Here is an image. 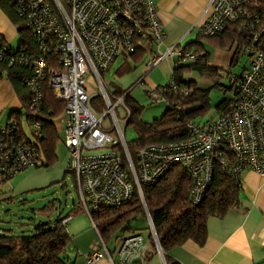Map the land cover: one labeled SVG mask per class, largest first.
Instances as JSON below:
<instances>
[{
  "label": "built area",
  "instance_id": "obj_1",
  "mask_svg": "<svg viewBox=\"0 0 264 264\" xmlns=\"http://www.w3.org/2000/svg\"><path fill=\"white\" fill-rule=\"evenodd\" d=\"M7 1L30 34L36 51L24 47L9 51L0 39V60L31 69V76L25 80L31 111L39 109L45 84L55 100L64 105L62 135L68 151L65 173L72 176L79 204L96 234L85 257L86 264L101 260L109 264L145 263L147 246L141 234L124 236L113 253L91 217L102 206L129 204L135 193L143 205L156 250L162 254L142 188L157 183L174 166H182L188 173L194 204L201 203L209 191L214 165L234 180H239L245 171L264 177V16L249 12L246 7L264 0L209 1L210 14L198 27L199 36L216 37L229 24H236L243 41L238 50L248 55L249 67L241 75L232 74L230 69L224 72L228 87L221 91L228 98L221 109H215L217 118L188 122L187 140L146 146L137 152L135 162L116 114L120 109L122 122L128 126L131 112L125 97L129 91L114 97L104 74L119 56H132L145 43L153 48L148 51L150 58L141 83L163 61H171L172 74L180 63L197 58L195 53L179 46L160 51L166 32L154 0ZM88 76L97 92L94 95L88 91ZM176 94L187 96L189 90L172 77L166 86L146 90L151 104L166 102L167 97ZM93 96L105 106L103 115L93 109ZM21 128L13 117L0 125V182L11 181L17 174L36 167L38 153L22 138ZM40 130L39 122L31 124L32 135L42 136Z\"/></svg>",
  "mask_w": 264,
  "mask_h": 264
},
{
  "label": "trees",
  "instance_id": "obj_2",
  "mask_svg": "<svg viewBox=\"0 0 264 264\" xmlns=\"http://www.w3.org/2000/svg\"><path fill=\"white\" fill-rule=\"evenodd\" d=\"M1 1L4 3L2 7L7 15L18 26L20 47L35 52L36 45L22 25L21 19L16 15L14 7L7 0ZM246 7L249 12L264 16V2H252ZM238 29L236 24H229L222 34L205 38L217 50L229 51L234 48L232 66L236 63V57L239 54L238 48L243 42L238 34ZM1 41L5 42L3 39ZM8 50L17 51L9 45ZM184 50L195 53L197 58L194 62L180 63L171 77L180 85H185L189 94L187 96L176 94L167 97L168 108L162 118L156 119L150 124L138 121L137 116L140 114L141 108L130 100L129 94L125 97L126 106L131 112L128 125L134 124L137 133V139L127 143L128 152L133 162H135L137 152L146 146L187 140L189 138L186 130L188 122H198V119L204 117L210 109L209 90L198 88L193 81L183 80V75L195 70L205 78L212 80L217 86L223 71L210 66V55L200 41L189 44ZM9 56L7 51L6 57ZM31 74L32 71L28 66L17 63L10 65L7 60H0V77L7 76L23 105V113L12 116L22 127V138L27 140L38 153L35 168L49 169L56 160V147L60 138L53 120L62 114L64 105L55 100L52 91L45 84L39 109L31 111L28 107L30 92L25 85V80ZM127 92L117 91L119 96ZM222 103L218 104L216 108L221 109ZM37 114L42 116H37ZM24 120H26L29 132L22 126ZM33 122L40 123L42 136L32 135L31 124ZM0 166L3 164L0 163ZM8 183L10 181H1L0 189ZM190 189L189 175L179 165L172 167L154 185L142 188L145 207L152 219L159 245L164 253L187 241L203 245L206 240L208 219L211 217L221 218L238 205L241 178L234 180L218 165H214L210 189L201 203L194 204L191 201ZM11 200L6 201L10 203ZM54 204L53 201L50 202L51 207ZM58 205L61 206V202ZM77 205L81 208L79 201ZM73 210H76V206ZM141 215L145 216V211L135 193L129 204L116 208L102 206L91 217L97 223L99 235L108 244L120 238L123 233L129 232L131 230L130 222ZM69 217L72 216L60 215L54 221L36 224L31 230H24L22 226L20 229L19 227L18 229H2L0 227V264H66L67 253L73 243L67 230L69 223H64V220ZM130 233L137 232L131 231ZM149 238L153 241L150 234Z\"/></svg>",
  "mask_w": 264,
  "mask_h": 264
},
{
  "label": "crops",
  "instance_id": "obj_3",
  "mask_svg": "<svg viewBox=\"0 0 264 264\" xmlns=\"http://www.w3.org/2000/svg\"><path fill=\"white\" fill-rule=\"evenodd\" d=\"M209 1L154 0L159 20L166 32V38L164 44L160 47V51H164L167 47L171 46H179L182 49H186L189 44L199 41V35L189 39L188 36L193 32L195 33L199 29L198 27L208 18L210 14L207 9ZM2 5L4 3L0 0V38L11 48L18 49L21 42L18 26L12 22ZM16 38H18L19 42L14 46L11 42ZM152 48L150 43H145L144 47L136 54L130 57L119 56L124 61L131 58L136 66H131L126 61L117 74L120 71L122 73L134 71L130 82H134L135 84L145 73L144 67L150 58L148 51ZM214 49L217 50L216 48ZM219 53L216 52L214 56L215 60ZM184 76L185 74L183 75V80H185ZM106 85L114 97L121 96H119L117 91H129L130 94L133 87L126 88L115 85L112 87V84L108 82H106ZM92 89H94L93 82L90 80L88 91L91 95H94L92 94ZM93 97L95 98L96 96ZM6 111H9V115L7 121L2 123L1 117ZM17 113H23V105L7 76L0 77V125H5L13 117L12 115ZM61 117L64 119V111L53 120L60 136L63 129L58 127L56 121L61 120ZM21 193L19 194L21 195ZM131 234L133 233L122 234L120 238L112 242L117 247L120 239ZM95 239L96 234L93 230L80 233L72 238V247L74 249H72V252L68 251L66 264H86L85 257L90 253ZM144 240L147 246L144 264H264V177L252 171H245L241 175V190L238 205L221 218L211 217L208 219L206 240L203 245L200 246L193 241H187L167 253L162 251V254H160L157 252L156 245L149 238V235ZM115 249L109 248L113 253ZM74 250L76 254H74ZM96 264L109 263L107 260H101Z\"/></svg>",
  "mask_w": 264,
  "mask_h": 264
},
{
  "label": "rangeland",
  "instance_id": "obj_4",
  "mask_svg": "<svg viewBox=\"0 0 264 264\" xmlns=\"http://www.w3.org/2000/svg\"><path fill=\"white\" fill-rule=\"evenodd\" d=\"M196 35H199V29L188 36V39L192 37L195 38ZM198 40L203 44L205 50L210 55L209 64L223 71L220 74L221 78L217 86L212 80L205 78L195 70L185 73V80L195 82L200 89L209 90L210 109L204 117L198 119V121H206L210 118H217L215 111L216 107L228 98V96L221 91L222 87H228V80L224 72L230 69L232 74L241 75L244 70L248 69L250 59L248 55L239 53L236 57L235 65L232 66L233 55L235 53V50H233L234 48L229 51L215 50L205 38L199 36ZM18 42V38H16L11 43L15 46ZM216 52L220 53L217 54V59L215 60L214 56ZM125 62L131 66H136L131 58L124 61L123 58L118 57L111 65L109 72L103 77L105 83H111L112 87L114 85L119 87L124 86L126 88L133 86L129 96L130 100L137 103L141 108L140 114L137 116L138 121L150 124L154 120L162 118L168 108V103L158 102L156 104H151L146 95V90L152 85L155 87L166 86L168 84L171 77V61H163L145 75L143 83H141L143 77H140L141 79L135 84L134 82H130L134 71L123 73L120 71L119 74H117ZM87 80L89 83L91 80L90 76L87 77ZM92 90V94L97 93L95 89ZM92 107L99 114L103 115L105 113L106 108L98 97L94 98ZM116 114L121 122L122 129H124L125 141L127 143L135 141L137 139V133L134 124L125 127L122 122L121 110L117 109ZM8 115L9 111H6L2 115V123L7 121ZM37 116L42 115L37 114ZM65 118L66 117L63 119L61 117V120L56 121L60 129L64 128ZM22 126L29 132L26 120L22 122ZM67 162L68 151L65 148L61 135L57 142L56 160L49 169L31 168L26 170L17 174L10 183L0 189V227L2 229H18L19 227L20 229L22 226L24 230H31V228L38 223L54 221L60 215H71L72 219L67 225L68 234L71 238H74L80 233L91 231L92 225L90 220L85 215L84 211L77 205L78 195L75 188H73L74 181L72 180V176L69 173H65ZM19 193H21V195ZM8 199H12L10 203H7L6 200ZM51 201L55 203L52 207L50 206ZM59 202H61V206L58 205ZM74 206H76V210H73ZM42 209H44V211H42ZM129 227L131 230L123 233V235H127L131 231L141 234L144 238H147L149 235L148 222L144 215L132 220ZM109 248L112 250L115 249V243H109ZM72 249L74 248L70 246L68 251L72 252ZM75 252L74 250V254H76ZM114 257L116 258L115 255Z\"/></svg>",
  "mask_w": 264,
  "mask_h": 264
}]
</instances>
